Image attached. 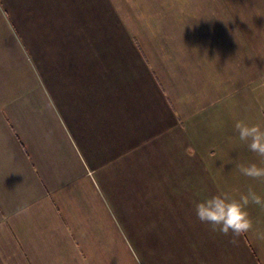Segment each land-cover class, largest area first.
<instances>
[{
  "label": "crops",
  "instance_id": "crops-1",
  "mask_svg": "<svg viewBox=\"0 0 264 264\" xmlns=\"http://www.w3.org/2000/svg\"><path fill=\"white\" fill-rule=\"evenodd\" d=\"M152 14L153 0H0V264H121V237L133 264H264V209L236 237L195 213L264 196L235 129L264 128V56L220 68L200 45L160 50L174 92Z\"/></svg>",
  "mask_w": 264,
  "mask_h": 264
},
{
  "label": "rangeland",
  "instance_id": "rangeland-1",
  "mask_svg": "<svg viewBox=\"0 0 264 264\" xmlns=\"http://www.w3.org/2000/svg\"><path fill=\"white\" fill-rule=\"evenodd\" d=\"M151 22L152 31L144 33L149 53L158 70L165 64L162 70L174 92V67L161 60L160 50L175 52L178 48L191 53L200 45L215 53L220 68L225 65V56L226 60L230 57L233 68L243 64L244 52L249 58L264 56V0H153ZM121 238L120 263L133 264L127 254V239ZM132 253L141 264L137 253ZM108 260L110 264L111 258Z\"/></svg>",
  "mask_w": 264,
  "mask_h": 264
},
{
  "label": "clouds",
  "instance_id": "clouds-1",
  "mask_svg": "<svg viewBox=\"0 0 264 264\" xmlns=\"http://www.w3.org/2000/svg\"><path fill=\"white\" fill-rule=\"evenodd\" d=\"M235 129L239 140L245 143L260 160V164L237 165L239 172L252 180L264 182V128L237 121ZM255 205L264 209V196L249 188L247 194L234 199L230 193L223 192L195 205L197 219L207 224L212 231L222 235L240 236L252 228L248 207ZM27 211V209H23Z\"/></svg>",
  "mask_w": 264,
  "mask_h": 264
}]
</instances>
